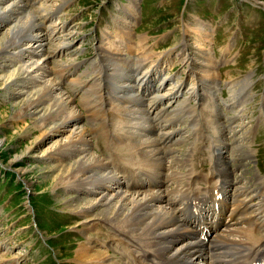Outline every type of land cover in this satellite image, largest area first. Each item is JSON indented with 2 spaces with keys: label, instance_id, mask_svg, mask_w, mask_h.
<instances>
[{
  "label": "rangeland",
  "instance_id": "obj_1",
  "mask_svg": "<svg viewBox=\"0 0 264 264\" xmlns=\"http://www.w3.org/2000/svg\"><path fill=\"white\" fill-rule=\"evenodd\" d=\"M134 1L24 0L23 3L28 8H31V5L33 9L37 8L35 15L38 22L44 20L46 16L49 17L45 23L42 21L43 26L40 30L47 37L46 47L44 46L42 51L34 56L35 59H38L36 56L40 59L44 54L47 55L49 66L45 78L55 79L54 81L61 85V89L74 99L76 108L83 112L77 123H83L82 126L86 127L88 137L91 135L89 142L94 153L105 160H110L108 155L111 153V156L113 152L120 150L115 146L107 147L100 142L102 141L100 135H104L101 133V128L105 127V123L101 124L103 119L100 117L103 110L96 112L98 119H94V114L90 112L92 104H96L99 98V74L103 73L104 77L105 73L101 54L105 52L104 48H107L106 51L119 50L134 64L136 59L133 54L145 47L146 54L150 51V60L162 57L165 62L161 78L153 80L155 85H160L162 82L165 84L168 80L160 93L171 96L175 92L173 88L175 83L182 84L178 99L175 97L166 103L171 105V108L178 107L179 104L189 106L168 114L164 120H161L158 129L150 131L152 137L157 136L159 140L165 131L176 129L178 131L174 132V134L177 132L175 142L173 144L170 142L169 148L163 153L166 172L172 176V179L165 183L166 186L163 185V190L175 187L184 189L187 180L188 184H191L189 173L208 175L210 179L217 177V174L212 172L214 158L219 156L217 153L214 156V148L225 144L229 146V154L232 158L230 165L235 171L232 176L234 186L252 187L254 184L248 183H253L256 177L264 176V0ZM125 10H133V15L136 13L135 19ZM128 20L131 21L130 24ZM9 23L8 20L3 28L0 27V39ZM201 23L206 27L205 29H198ZM125 25L133 26L134 37L126 36L124 39L118 33V26L125 28ZM141 35L145 37V43L151 45L150 49L145 44L138 49L136 44L140 43ZM183 39H187L191 43L190 46H193L189 52L187 51L189 46L181 45ZM34 41L30 42L35 43ZM64 41L68 42L69 46L61 49ZM54 42L61 45H55ZM121 42L133 49L129 50L124 45H120ZM30 52L29 54L34 55ZM15 53L19 56L12 60L15 58L13 57ZM27 54L26 50L18 51V48L14 47L7 52L9 58L13 57L9 59L12 67L10 68L8 64L7 68L3 66L0 68L12 69L25 63ZM57 61L67 64L60 67ZM64 68L68 69L67 73ZM101 68L103 70H100ZM96 69L98 70L95 71ZM139 71L138 74H141L143 68ZM164 77L165 81H162ZM26 81L28 83L24 82V86L17 87L24 92H16L15 88L0 93V139L5 140L3 148H0V264H80L75 250L84 241L86 233L92 230L85 231L82 228L78 230L74 227L73 225L79 220L78 214L62 209L55 199H62L65 195L87 197L90 194L78 193L74 187L64 184L55 189L51 188L52 182L49 177L46 179L42 176L39 181L32 183L30 178L18 170V167L33 165V173L31 172L30 175H38L43 173L45 166L61 162L59 160L62 159L58 155L48 157L50 151H44L54 147L57 141L64 140L72 127V124L67 125L62 128L63 130L52 132L49 137L41 135L42 130L33 128L31 117L8 119V113L17 101L24 100L32 89L36 90L43 86V82H40L42 80L37 78H28ZM192 86L202 92L201 96L198 94L196 98L190 95ZM246 90L250 96L243 100L241 92ZM133 91L128 89L118 93L116 97L120 99L122 94H131ZM86 94H89L88 97ZM232 94L237 101V106L234 108H231L229 103ZM181 99L187 100L180 103ZM147 100L149 101L150 98L146 99L145 103ZM112 111L116 114L118 110ZM189 112L192 113L188 114ZM117 116L122 114L118 113ZM106 120L108 122V115ZM36 122L41 123V121ZM147 123L149 126V119L144 128L147 127ZM222 123L226 124V128ZM26 124H30L28 129L25 128ZM30 128L32 130L28 133L24 131ZM136 130L151 137V134H144L145 129L138 127ZM136 130L123 119L118 123L114 121L111 127L109 126V131L113 132L112 134L108 132L107 136H116L122 131L130 134L128 141H133V133H136ZM28 144L33 146L31 154L22 160L20 166L8 163L10 158L26 150ZM246 150H251L252 154L245 157V154H248ZM177 155L181 158L180 163L184 162V164H178ZM184 157H187L186 160ZM174 171H178L179 174ZM204 171L212 173L205 174ZM56 172L57 170H52L47 173H51L52 177ZM207 183L206 179H202L191 186L205 190ZM213 184L215 185V182ZM28 187L31 190L29 198ZM143 193L148 192L143 191ZM170 194L169 192V196ZM48 216L50 217L47 222Z\"/></svg>",
  "mask_w": 264,
  "mask_h": 264
},
{
  "label": "bare ground",
  "instance_id": "obj_2",
  "mask_svg": "<svg viewBox=\"0 0 264 264\" xmlns=\"http://www.w3.org/2000/svg\"><path fill=\"white\" fill-rule=\"evenodd\" d=\"M23 2L24 0H0L2 3L0 6V27L3 28L8 20L10 21L0 39V66L7 68L11 58L15 57L12 59L15 60L19 56L17 53L11 58L7 56V52L14 47H17L18 51L24 49L28 52L25 63L17 64L18 66L12 69L3 70L4 68H0V71H5L0 72V93L24 86L23 84L27 82L28 78L40 79L42 80L40 82H43L42 88L32 89L33 91L27 93L24 100L17 101L11 112L8 113V119L31 117L33 128L42 130L43 134L41 135L49 137L52 132L63 130V127L72 124L71 131L64 140L57 141L54 147L44 151H50L48 157H52L54 154L58 155L62 159L59 160L61 162L48 165L49 167L45 166L43 173H38V175L37 172L36 175H30L31 172L33 173V165L18 167V170L30 178L32 183L39 181L42 176L46 179L49 177L52 182L51 188L55 189L64 184L74 187L78 193L90 194L87 197L73 194L65 195L62 199H55L62 209L65 208L78 214L79 220L73 225L74 227H77L78 230L79 228L85 231L92 230V232L86 233L84 241L75 250L79 263L252 264V262L261 259L264 256V176L256 177L252 187L242 185L235 187L232 178L235 171L230 165L232 158L226 152L228 151L226 144L218 149L219 156L214 158L212 172L217 174V177L210 179L208 175L202 176L197 172L189 173L190 183L193 186L197 181L206 179L208 183L205 190L192 187L191 184H188V180L184 189L175 187L163 190V185L172 179V176L166 172L163 153L169 148L170 142L172 144L175 142V135L178 131L177 129L165 131L159 140L157 136L152 137L153 134L151 137L143 135L136 128L140 127L145 131L158 129L161 120H164L168 114L189 106L179 104L178 107L174 108L173 106V109L166 103L175 97L178 99L182 84L175 83L173 87L175 92L168 96L165 93H160L168 80L165 84L163 82L160 85L153 83V80L161 78L165 62L162 57L150 60V51L146 54L147 50L145 47L142 48L143 44L149 46V49L151 46L145 43V37L141 35L140 43L136 44L138 49L141 47L142 50H138V53L135 52L136 55L131 52L137 61L134 64L128 61L130 58L128 59L119 50L106 51L107 48H104L105 52L101 54L105 64L103 71L105 73L104 77L103 73L99 74V93L97 92L99 98L96 104H92L90 112L94 114V119H98L96 112L103 110V114H99L103 119L101 124L105 123V127L101 128V133L105 136L100 135L102 136L100 142L107 147L115 146L120 150L113 152L114 154L111 156L110 153L108 155L110 160H105L94 153L89 142L91 135L88 137L86 127L82 126L83 123H77L83 116V112L76 108L77 104H74V99L61 89V85L54 81L55 79H46L45 73L49 66L47 55L42 53L43 56L40 59L39 56H36L38 59L34 58L46 45L45 38L47 37L40 30L43 26L42 23H45L49 17L46 16L44 20L42 19L43 22H38L35 15L37 8L33 9L32 5L31 8H28ZM125 12L132 15L133 18L136 17V13L133 15V10H125ZM128 21L130 24L131 21ZM205 28L203 23L198 27L200 30ZM117 30L124 39L126 36L132 38L135 35L133 26L125 28L118 26ZM32 40H35V43L30 42ZM69 41L71 44V40ZM64 42L61 49L69 46L68 42ZM104 45L106 46V44ZM120 45H124L129 50L133 49L123 42ZM181 45L189 46L188 52L193 47L190 46L191 43L187 39H183ZM30 51L34 55L29 54ZM179 52L184 53V51ZM58 64L63 67L67 63L59 62ZM9 67L11 68L12 65ZM51 68L54 69V67ZM142 68L143 72L138 74ZM65 71L67 73L68 69ZM162 81H165V77L162 78ZM81 82L83 83V81ZM94 82L96 83V81ZM31 84L33 85V83ZM128 89L134 90L133 93H124L120 99L116 97L118 93ZM16 92L24 91L17 89ZM201 93L200 90L193 87L190 95L197 98V95L201 96ZM86 95L88 97L89 94ZM249 96L247 90L241 92V99L245 100ZM230 97V107L234 108L237 106V101L233 94ZM148 98H150V102L147 100L145 103ZM184 100L187 99H181L180 103ZM100 101H102L101 105ZM129 102L131 103L128 104ZM196 108L194 105V109ZM112 110H118L116 114L119 113L122 116H117ZM190 113L192 112L188 114ZM122 118L137 131L133 133V141H128L130 134L122 131L119 134L116 133L118 134L116 136H107V133L110 132L109 126L111 127L114 121L118 123L123 120ZM148 119L150 124L148 126L147 123V127L144 128ZM34 120L41 121V123ZM29 125L25 128L28 129ZM31 130L30 128V130L24 131L28 133ZM175 131L177 132L174 134ZM112 132L110 133L112 134ZM144 134L148 135L146 132ZM4 141L3 138L0 139V148H3ZM26 147L22 153L10 158L8 163L19 165L22 160H25L26 156L31 154L33 146L30 144ZM246 152L248 154L246 153L245 157L252 154L251 150H246ZM186 158L184 157V160ZM176 161L179 165L184 164V162L180 163L179 156ZM52 170H57V172L51 177V173L47 172ZM45 172L47 174H44ZM174 172L179 174L178 171ZM143 191L148 193H143ZM169 192L171 196H169ZM56 193L58 194V192ZM226 216L229 218L228 221H225ZM220 226L223 228L218 230Z\"/></svg>",
  "mask_w": 264,
  "mask_h": 264
}]
</instances>
